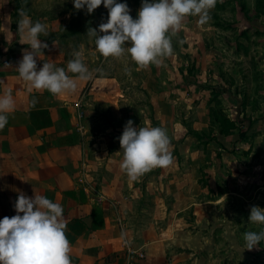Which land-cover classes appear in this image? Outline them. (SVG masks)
<instances>
[{
    "label": "crops",
    "instance_id": "obj_1",
    "mask_svg": "<svg viewBox=\"0 0 264 264\" xmlns=\"http://www.w3.org/2000/svg\"><path fill=\"white\" fill-rule=\"evenodd\" d=\"M23 2L0 0V95L10 89L15 100V110L0 130V219L16 215L19 192L32 198L41 195L63 207L71 264H195L184 255L185 235H197L185 227V216H197L204 209L210 220L207 208L221 202V195L194 198L202 188L198 164L192 160L202 154L173 152L169 167L130 180L120 168L123 151L116 137L126 125L127 94L119 66L111 68L110 57L104 58L92 40L75 39L89 26L76 27L70 21L72 6L61 10ZM20 10L48 32L39 37L48 48L36 58L38 70L50 59L75 78L67 64L74 51H81L93 78L77 81L76 90L65 95L29 91L15 69L23 51L31 50L20 43V17L14 16ZM51 11L55 17L46 18ZM191 18H185L181 30L189 27ZM121 60L131 63L129 73L136 80L137 65L127 56ZM217 217L216 222H222ZM177 225L183 226L175 230Z\"/></svg>",
    "mask_w": 264,
    "mask_h": 264
},
{
    "label": "rangeland",
    "instance_id": "obj_2",
    "mask_svg": "<svg viewBox=\"0 0 264 264\" xmlns=\"http://www.w3.org/2000/svg\"><path fill=\"white\" fill-rule=\"evenodd\" d=\"M22 1L61 10L72 6L70 21L76 27L88 24L98 30L108 19L103 4L89 14L86 7L76 10L74 0ZM117 2L126 3L137 18L142 0ZM209 15L203 25L192 16L189 27L172 37L173 55L159 67L137 66L136 80L128 60L110 57V67L119 66L123 77L126 123L166 129L171 153L202 154L192 160L202 188L194 198L221 195V202L206 210L210 220L204 209L185 216V227L197 235H185L184 255L195 264H264V241L247 250L243 238L264 227L248 220L251 207L264 209V0H217ZM44 16L55 17L53 11ZM87 30L75 39H89ZM207 171L211 174L205 177Z\"/></svg>",
    "mask_w": 264,
    "mask_h": 264
},
{
    "label": "clouds",
    "instance_id": "obj_3",
    "mask_svg": "<svg viewBox=\"0 0 264 264\" xmlns=\"http://www.w3.org/2000/svg\"><path fill=\"white\" fill-rule=\"evenodd\" d=\"M217 0H142L138 18L133 19L126 3L117 0H74V8L86 7L89 14L103 6L108 10L107 22L99 29L89 28L87 36L94 39L97 51L104 57L122 59L129 57L138 69L150 65L162 66L164 58L173 55L172 37L183 27L188 16H196L203 25L211 17L209 12ZM18 33L21 44L30 46L23 51L22 59L15 68L19 77L29 84V91L47 90L53 95L72 93L77 81L93 78L82 59L81 51L72 53L67 70L56 67L49 59L37 69V57L48 44L39 37L47 36L46 26L32 22L28 14L20 10ZM102 33V34H101ZM126 42L128 47H126ZM5 66L12 67L10 64ZM36 101L33 100V105ZM15 110V100L8 89L0 95V130L8 123V114ZM123 159L120 168L130 180H136L155 168H167L172 164L170 138L162 127L133 126L128 120L119 137ZM16 215L0 219V264H71V245L66 236L67 224L63 219V207L49 198L36 195L34 198L19 192L14 203ZM22 213V215H21ZM249 222L264 226V209L253 206ZM245 249L257 248L264 241V227L259 232L244 233Z\"/></svg>",
    "mask_w": 264,
    "mask_h": 264
},
{
    "label": "built area",
    "instance_id": "obj_4",
    "mask_svg": "<svg viewBox=\"0 0 264 264\" xmlns=\"http://www.w3.org/2000/svg\"><path fill=\"white\" fill-rule=\"evenodd\" d=\"M75 105H76L77 107H80L79 102H76ZM82 113H83V112L80 110L79 113H78V116L81 117V116H82ZM128 252H129L130 254L133 253V251H132L131 249H128ZM140 255H141V254H140ZM132 257H133V256H132ZM131 262H133V261H131ZM131 262H130L129 264H133V263H131Z\"/></svg>",
    "mask_w": 264,
    "mask_h": 264
},
{
    "label": "trees",
    "instance_id": "obj_5",
    "mask_svg": "<svg viewBox=\"0 0 264 264\" xmlns=\"http://www.w3.org/2000/svg\"><path fill=\"white\" fill-rule=\"evenodd\" d=\"M16 1V0H15ZM14 16L17 18L19 16V13H16L14 14Z\"/></svg>",
    "mask_w": 264,
    "mask_h": 264
}]
</instances>
